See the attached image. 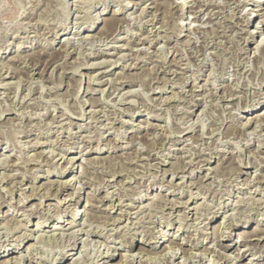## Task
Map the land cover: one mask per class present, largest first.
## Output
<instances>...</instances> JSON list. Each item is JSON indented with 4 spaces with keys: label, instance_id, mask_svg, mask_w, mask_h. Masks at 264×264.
I'll return each instance as SVG.
<instances>
[{
    "label": "rangeland",
    "instance_id": "1",
    "mask_svg": "<svg viewBox=\"0 0 264 264\" xmlns=\"http://www.w3.org/2000/svg\"><path fill=\"white\" fill-rule=\"evenodd\" d=\"M74 1L0 0V262L264 264V0Z\"/></svg>",
    "mask_w": 264,
    "mask_h": 264
},
{
    "label": "bare ground",
    "instance_id": "2",
    "mask_svg": "<svg viewBox=\"0 0 264 264\" xmlns=\"http://www.w3.org/2000/svg\"><path fill=\"white\" fill-rule=\"evenodd\" d=\"M64 2H65V0H63ZM76 1V0H75ZM74 1V2H75ZM195 1V0H194ZM204 1V0H203ZM246 1H248V2H252L253 4H258L260 1H262V0H246ZM192 2V1H191ZM83 3V2H82ZM224 4V3H223ZM184 4H182V6H183ZM63 6V9H65V4H63L62 5ZM184 7V6H183ZM188 9H192V7H189ZM144 11V10H143ZM192 11V10H191ZM252 12H253V10H252ZM255 12V11H254ZM122 14V12L120 11V10H114V12H113V14L111 15V17H102L101 18V20H100V24L98 25L97 23H98V20H94L93 22H92V24H91V26L89 25L87 28L90 30V31H95V30H98L99 28H100V26H102V28H101V30L103 31V32H105L106 34L108 33V32H110L111 30H112V28H113V26L118 22V21H120V19H119V17L118 16H120ZM188 14V13H187ZM261 15H262V13H261ZM251 15L250 14H247V21H245V25H244V28H245V32H246V34L249 36V38H252V39H254V35H253V32L252 31H250V30H246L247 28H248V26L250 25V23H251V19L250 18H248V17H250ZM245 17V16H244ZM253 17L255 18V22H254V26L256 25V26H258L257 28L258 29H260L259 28V24H261L262 23V21L261 20H264V17H260L259 15H257V13L256 14H254L253 15ZM252 18V17H251ZM262 18V19H261ZM245 20V19H244ZM123 21V20H122ZM121 22V21H120ZM126 22V21H125ZM127 22H128V20H127ZM244 22V21H243ZM119 23V22H118ZM121 24V23H120ZM117 25V24H116ZM115 27V26H114ZM63 28V27H62ZM89 31V32H90ZM87 32V31H86ZM263 33V32H262ZM109 34V33H108ZM88 37V36H87ZM86 37V38H87ZM89 38H92V37H90L89 36ZM264 39V38H263ZM68 45V44H67ZM264 45V44H263ZM49 47V46H48ZM119 49H121V50H123V46H119L118 47ZM258 48V47H257ZM125 49V48H124ZM127 49V48H126ZM246 49V48H245ZM261 49V48H260ZM134 50V49H133ZM146 51V50H145ZM134 52V51H133ZM1 58V57H0ZM111 61V60H110ZM105 63V62H104ZM115 63H117V62H115ZM1 64V63H0ZM102 64H103V62H102ZM102 64H101V66H102ZM106 64V63H105ZM112 64V63H111ZM1 66V65H0ZM3 66V65H2ZM100 66V65H99ZM99 66H96V67H99ZM100 66V67H101ZM109 66H110V64H109ZM103 67V66H102ZM2 68H0V70H1ZM9 69V68H8ZM76 71V70H75ZM7 72V71H6ZM5 77V76H4ZM6 78V77H5ZM122 79H123V77H121ZM1 79V78H0ZM91 80V79H90ZM98 81V80H97ZM18 82V81H17ZM121 82V81H120ZM125 82V81H124ZM121 83H123V82H121ZM126 83V82H125ZM131 85V84H130ZM162 89V90H161ZM160 90L161 91H164L163 90V88H160ZM193 91V90H192ZM127 93H128V91H127ZM135 94V93H134ZM125 95V94H124ZM16 96V95H15ZM126 96V95H125ZM131 96V95H130ZM260 104H262V102L260 103ZM259 104V105H260ZM80 113V112H79ZM255 114H258L256 111L253 113V114H251V115H255ZM260 114V113H259ZM255 115V117H253V118H246L247 119V121H246V125H252L253 123L255 124H257V125H259V126H261V127H263L264 126V113H262V114H260V115ZM258 116V117H257ZM33 119V118H32ZM199 119V118H198ZM123 122V121H122ZM245 125V124H244ZM68 127V126H67ZM256 127H258V126H256ZM182 132V131H181ZM182 133H184V132H182ZM254 133V132H253ZM184 136V135H183ZM86 138V137H85ZM39 144V143H38ZM49 153V152H48ZM54 153V152H53ZM260 158V157H259ZM61 160V159H60ZM66 160H67V158H66ZM66 160L64 161V162H66ZM152 160V159H151ZM260 160H261V158H260ZM78 161V160H77ZM68 164H71V167L69 168V170H71V169H73L72 168V166L76 163V161H75V158H70L69 160H68V162H67ZM64 171V170H63ZM66 171H68V170H66ZM65 171V172H66ZM175 171V170H174ZM173 171V172H174ZM166 172V171H165ZM176 172V171H175ZM175 174V173H174ZM2 178V177H1ZM6 178V177H5ZM42 178H44V177H42ZM4 179V178H3ZM44 179H46V178H44ZM76 179V178H75ZM0 180H2V179H0ZM257 180V179H256ZM182 181V180H181ZM248 181V180H247ZM48 183H53L52 181H47ZM72 182V179H70V180H67V181H65V182H57V183H59L61 186H62V189L64 188V189H66L67 187H70V188H72L73 187V185H71L70 183ZM248 183H249V181H248ZM170 186H172V185H170ZM173 186H175V185H173ZM194 186V185H193ZM169 187V186H168ZM40 187H31L30 189L32 190V192H31V197H33L34 195H35V193H37V191H38V189H39ZM170 188H172V187H170ZM177 188V187H176ZM45 189V188H44ZM42 191H43V189H42ZM260 191V190H259ZM60 193H62L61 192V189H60V191H59ZM44 194V193H43ZM20 195H23V194H20ZM71 195V197L69 198V199H65L64 198V204H66V203H68V202H70V201H72L73 200V196H74V194H68V197ZM30 196H26V197H24L23 198V200L22 199H20V202L21 203H23V201H24V199H28ZM30 197V198H31ZM105 197V196H104ZM107 197V196H106ZM56 198H58V197H56ZM253 199V198H252ZM73 201H75V200H73ZM173 201V200H172ZM19 202V203H20ZM180 202V201H179ZM179 202H177V203H179ZM76 203V202H75ZM187 202H180V205L182 204V205H184V207L183 208H188L187 206H185V204H186ZM263 203V202H262ZM171 204V203H170ZM174 203L172 202V205H173ZM175 206L174 207H178V205H176V204H174ZM179 205V207H182V205L180 206ZM33 206V205H32ZM31 206V207H32ZM56 208V207H55ZM74 209V208H73ZM72 209V210H73ZM78 213V211H74V213H73V215L75 214H77ZM74 215V216H75ZM170 216V215H169ZM164 217V216H163ZM224 218H225V216H224ZM43 219V218H42ZM117 220H119V219H117ZM41 221V220H40ZM75 221V220H74ZM67 222V221H66ZM115 222H117V221H115ZM114 222V223H115ZM162 222V221H161ZM45 223V222H44ZM43 222H39V223H37L36 224V226H37V228L39 227V226H41L42 225V227H44L46 224H44ZM61 223H64V221H62ZM68 224L69 225H74L73 224V220H70L69 222H68ZM23 226V225H22ZM55 226V225H54ZM24 228H25V226H23ZM218 227H220V226H218ZM57 229H59V227H54V230H57ZM113 231V230H112ZM245 233V232H244ZM73 234V233H72ZM247 234V233H246ZM160 235V234H159ZM240 235H242V237H246L245 235H243V234H240ZM41 236V235H40ZM22 237H24V238H27V237H29V236H27V235H25V234H23L22 236H21V238ZM156 237V236H155ZM218 237V236H217ZM19 239V240H22V239ZM40 239V238H39ZM78 239V238H77ZM243 239V238H242ZM23 241V240H22ZM242 241V240H241ZM178 243H175V242H171L168 246H166L167 248H165L166 250H169V248L171 249V248H174V247H176V246H178L177 245ZM218 245V244H217ZM200 247V246H199ZM164 249V250H165ZM164 250H162V251H164ZM172 250H174V249H172ZM149 250L148 249H146V247H141V251L139 252V254L138 255H140V254H143V253H149L148 252ZM176 252V251H175ZM239 252V251H238ZM162 253H164V252H162ZM189 253H191V252H189ZM188 253V254H189ZM149 254H151V253H149ZM148 254V255H149ZM154 254V253H153ZM161 254V253H160ZM167 254V253H166ZM166 254H165V257H166ZM196 254V253H195ZM239 254V253H238ZM145 255V254H144ZM155 255V254H154ZM161 255H163V254H161ZM191 255H193V252H192V254ZM164 256V255H163ZM186 256H188V255H186ZM186 256H185V259H186ZM201 256V255H200ZM122 257V256H121ZM124 257V256H123ZM150 257V256H149ZM171 257V256H170ZM191 257V256H190ZM193 257V256H192ZM195 257V256H194ZM204 257V256H203ZM226 257V260L228 259V256H225ZM20 258V257H19ZM189 258V257H188ZM3 259V258H2ZM236 259V258H235ZM258 258H256V257H252V262H250V264H253V261H255V260H257ZM220 260V259H219ZM222 260V259H221ZM20 261V260H19ZM129 261V260H128ZM131 262V261H130ZM190 262V261H189ZM209 262V261H208ZM229 262H230V260H229ZM9 263H12V264H17L18 263V258H16V257H11V258H9V259H5V260H3V261H1L0 262V264H9ZM75 263V262H74ZM227 264H230V263H227Z\"/></svg>",
    "mask_w": 264,
    "mask_h": 264
}]
</instances>
